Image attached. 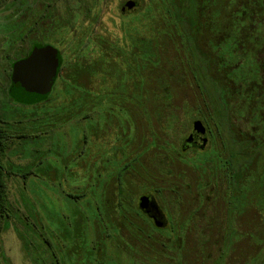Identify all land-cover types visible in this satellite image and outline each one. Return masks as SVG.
I'll return each instance as SVG.
<instances>
[{
	"label": "rangeland",
	"instance_id": "374dc122",
	"mask_svg": "<svg viewBox=\"0 0 264 264\" xmlns=\"http://www.w3.org/2000/svg\"><path fill=\"white\" fill-rule=\"evenodd\" d=\"M145 1L138 0L130 13L121 12L124 2L119 0L0 3V126L9 136L0 157L7 197V214L0 218V264H152L157 253H163L153 238L167 243L170 232L145 233L148 224L138 213V201L147 193L161 200L154 188L165 179L158 171L162 159L173 174L189 175L193 187L197 174V182L202 183L200 174H206L209 165L221 167L219 156L212 152L172 151L173 143L178 146L191 125L183 126L179 138L168 137L152 115L158 103L150 83L154 71L146 68L139 75L140 66L134 65L143 55L129 36L141 31L144 9L138 6H145ZM187 2L183 1L185 9ZM183 21L188 31L191 23ZM253 25L254 46L232 51L233 61L225 58L237 68L230 71L233 78L242 73L243 91L237 81L229 93L223 90L201 62L200 53L192 56L195 75L187 65L192 58L182 52L181 45L175 51L167 44V52L161 54L170 65L167 69L178 74L176 81L169 80L164 87L171 93L173 112L194 118L202 110L216 116L226 146L223 156L230 154L233 166L244 168L246 197L247 188H252L248 198L253 203L236 199L229 213L222 203L212 205L206 215L199 214L202 217H197L193 233L187 232L185 224L192 226L194 220L183 219L182 233L175 235L188 237L192 256L206 264L264 262V237H260L264 204L256 201L264 190V147L255 146L264 142V14ZM104 36L114 41L113 56L102 49ZM49 41L64 59L55 89L31 104L14 101L8 90V70L34 43ZM202 47L208 49L207 44ZM123 52L132 61L124 60ZM239 130L246 135L245 145L235 137ZM218 148L221 151L222 146ZM25 172L29 173L23 179ZM240 202L247 209L239 212ZM206 224L210 229H199ZM249 232L260 234L259 238H248ZM204 237L209 241L202 242ZM168 256H161L159 264H170Z\"/></svg>",
	"mask_w": 264,
	"mask_h": 264
},
{
	"label": "trees",
	"instance_id": "16d2710c",
	"mask_svg": "<svg viewBox=\"0 0 264 264\" xmlns=\"http://www.w3.org/2000/svg\"><path fill=\"white\" fill-rule=\"evenodd\" d=\"M87 1L90 4H97L99 1L107 4L110 0ZM121 1L124 2L123 6L129 3L133 4V6L138 4V0H119L120 4ZM150 1L152 2V6H149L151 5ZM183 1L184 0L145 1V6H138V10L144 9L141 17L145 18V21L140 25L141 31L136 32L134 35H129L135 49L143 55L139 63L134 65L135 68L140 66V74L136 73V75L139 74L142 76V72L146 68H149L151 73L154 71L152 82L150 83L153 87L152 91H155L154 99H156L158 103L156 108L151 110L152 115L157 118L158 122L161 124V130L166 136H175L178 138L183 134V126L190 125L194 119L189 114L184 116L176 115L173 112L174 106H172L170 102L171 93L167 89L164 90V87L169 84V80L174 82L178 76V74L171 73L170 70L167 69L170 65L166 64L161 56V54L168 50L166 45H171L170 48L175 51L178 50V46L181 45L182 52L188 54L191 58L194 53H200L201 62L203 61V64H207L206 67L209 68L214 78L219 81L223 90L229 93L232 91L230 88L231 84L233 81H237V88L243 91V89L246 88V84L244 78L241 76L242 73L234 75L237 79L235 77L233 78V76L230 75V71L232 72L237 68L234 66L232 68L229 62L230 60H225V58H231V61H233L232 57L234 56L232 51L250 49L254 46V40L252 39L254 34L253 22L255 19H262L264 14V0H188L186 9L184 8L185 6H182ZM183 9H185V13H187L185 18L182 17ZM137 14L138 12L136 15ZM185 19H188V22L191 23L188 31L184 29L186 24L183 20ZM102 41L103 51L109 54V56H113L112 52H114L115 46L112 42L114 41L107 39L105 36L102 38ZM204 44H207V50L203 49L202 46ZM45 51L56 64L61 61L56 48L49 46ZM226 54L228 56H226ZM122 57L124 60L132 61V57L129 53L123 52ZM141 61H143V63H141ZM144 61H148L147 65H150V67L145 65ZM94 65L95 64H91L90 67H94ZM187 65L190 67V74L195 75L196 70L193 58L190 62H187ZM233 65L235 64L233 63ZM155 69L158 70L157 74ZM163 69H165L164 74L161 73ZM196 83L199 89H203L202 85L198 82V77H196ZM252 83L253 82H251V84ZM170 109L171 111L169 112ZM184 113H188V111ZM250 141L252 142L253 140L250 139ZM255 146L264 147V142L256 143ZM176 150L177 146L173 143L172 151ZM3 151L4 148L0 149V157ZM28 173L29 172H25L22 174L23 179L26 178ZM3 174L4 171L0 162V218H3L7 214V197L5 183L2 178ZM262 187L264 189V185ZM171 188L170 198L174 200L179 193L175 191L173 187ZM251 189V187L247 188L248 193ZM156 192L160 196L159 190ZM248 193L245 200L246 205L253 203V201H249ZM256 201L264 204V190L258 193V200ZM245 209H247V207ZM205 219L206 217H204V220ZM194 220L195 222L192 226H189V223L185 224L188 225L186 227V229L188 228V233H193V229L197 230L195 226L197 220ZM172 223L175 225V218L172 219ZM205 226L210 227V224H206ZM171 234L174 235L171 237ZM224 235L225 234H223V236ZM252 235H257L259 238L260 234H252L249 232L247 237L249 238ZM158 236L160 235L158 234ZM260 237H264V234L260 235ZM156 238H159L160 241ZM156 238H153V240L157 242L159 248L161 247L163 253L158 252L157 259L151 261L152 264H159L161 256L165 254L169 255L167 259L170 261V264H206L203 259L197 261V259L192 256V248L190 246L187 247L186 239L188 237L183 238L179 235H175V233H170L167 243L160 237ZM203 241H209V239L204 237L202 242ZM165 246H168V248ZM250 250L253 253L256 251L254 249ZM250 250L246 252V255ZM215 263L216 261L211 264ZM261 264H264V262Z\"/></svg>",
	"mask_w": 264,
	"mask_h": 264
},
{
	"label": "flooded vegetation",
	"instance_id": "af4514ba",
	"mask_svg": "<svg viewBox=\"0 0 264 264\" xmlns=\"http://www.w3.org/2000/svg\"><path fill=\"white\" fill-rule=\"evenodd\" d=\"M2 1L3 0H0V3ZM34 21L35 23H37L38 20L36 19ZM49 46L57 49L58 55L61 60L57 64L58 68L49 93H52L53 89H55L58 77L63 70L62 68L64 59L62 53L60 49L51 41L43 44L34 43L31 49L29 51L27 50L26 53L21 58H19V61L17 60L16 63H13L10 70H8V90L11 98L14 101L25 104L16 100L10 91L12 84V70L14 65L38 55L43 54L48 56L45 49ZM193 119L194 120L190 124V132L185 136V138H183V140H181V142L178 143L176 151L178 153H182L183 151L204 150L206 151L205 154H209V152H212L214 155L217 154L219 156L218 160L222 162L221 167L219 168L214 164L209 165L208 169L205 172L206 174H200L202 183L197 182L199 179V175L197 174V179L194 181L193 187L189 175L185 174V172L182 171L173 174L171 170L168 171V169L165 168V159L161 158L162 156H164V152H159L162 162L160 166H158V171L162 173V175L164 174L165 179H162L160 184H158L157 187L160 188L155 187L154 191L156 192L157 190H159L160 197L162 198L161 200H159L154 194L147 193L142 194L139 197L138 201V213L140 214L141 218L148 224L149 230L145 233L170 232L181 234L184 218H188L189 220L191 218L192 223V219L197 220V217L201 218L204 214L206 215L208 213V210L212 208V205L215 207L221 205V203L223 209H226L225 211L229 213V210H231V202L233 203L236 199L245 201L246 191L244 179L246 172L244 171V168L241 167V165L237 168L235 167V165L233 166L230 160V154H226L225 156H223L224 152L226 151V146L224 143V138L221 137L219 131V125L216 120L217 117L205 113L201 110L194 116ZM18 135L23 138L27 137V135L25 134L22 135L18 133ZM236 135L235 137L237 141L239 143H244L245 145L247 141L246 135L241 134L240 130L237 131ZM219 140L220 142L218 143ZM8 141L9 136L7 135L6 129L3 126H0V149L4 148L5 150ZM218 145L222 146L221 151L218 148ZM242 151L245 152L244 150ZM133 163L134 160L132 156V161L129 162V169L132 168ZM167 166H170L169 162H167ZM164 169L167 172L164 171ZM237 179L240 181V183ZM201 186L203 187L200 189ZM171 187H173V189L179 193V195L176 196V199L174 200L170 198V190L172 189ZM192 188L195 189L194 193L193 191H191ZM203 188H205V190H202ZM156 194L158 193L156 192ZM185 194H189L191 199L188 198ZM147 197L152 198L157 210H154L151 205H148L147 201L143 203V205H141V202ZM243 210H245V205L240 202L239 212ZM157 213H159V218H156ZM199 214H201L202 216H199ZM173 218L176 219L175 225L172 223ZM199 229L205 232L210 229V227L201 226L199 227ZM139 231H141L140 233H143V230L141 228L139 229Z\"/></svg>",
	"mask_w": 264,
	"mask_h": 264
},
{
	"label": "water",
	"instance_id": "95a60500",
	"mask_svg": "<svg viewBox=\"0 0 264 264\" xmlns=\"http://www.w3.org/2000/svg\"><path fill=\"white\" fill-rule=\"evenodd\" d=\"M134 8L133 4L129 3L121 7V12L130 13ZM57 68L56 62L43 54L14 65L10 88L12 95L25 104L45 99L51 90ZM146 201L157 210L151 197L144 199L141 205ZM156 218H159V213Z\"/></svg>",
	"mask_w": 264,
	"mask_h": 264
}]
</instances>
